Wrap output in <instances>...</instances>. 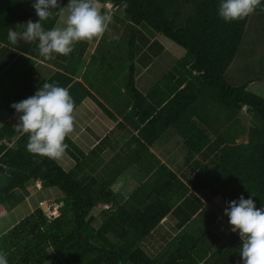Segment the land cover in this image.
Returning a JSON list of instances; mask_svg holds the SVG:
<instances>
[{"label":"trees","instance_id":"16d2710c","mask_svg":"<svg viewBox=\"0 0 264 264\" xmlns=\"http://www.w3.org/2000/svg\"><path fill=\"white\" fill-rule=\"evenodd\" d=\"M67 1L58 0L61 9L42 22L45 29L56 25ZM122 2L99 0L114 8L110 26L121 36L129 34L128 60L164 52L144 32L162 35L185 51L166 73L155 75L157 82L147 91L137 86L132 62L125 81L115 78L107 89L104 83L76 81L84 41L52 60L39 54L38 42L13 45L9 29L19 25L23 31L28 20H38L34 0H0V108L11 115L0 128V205L9 210L20 205L29 182L58 189L55 202L62 204L51 221L44 205L20 220L1 236L0 251L11 249L14 264H242L238 231L194 233L187 227L206 216L211 202L223 214L226 202L241 195L264 207V97L247 89L262 78L233 85L226 75L248 21L253 15L264 18V0L251 15L232 22L218 16L221 0H126L123 15ZM37 59L57 66L56 71L42 77L34 67ZM122 66L116 68L118 75ZM53 82L69 89L76 106L89 98L107 118H121L87 153L66 137V155L74 162L69 171L28 151V136L16 131L18 114L10 106ZM244 108L250 125L243 123ZM169 130L185 150L177 171L151 152ZM241 138L246 141L238 142ZM132 169L142 180L120 202L121 179ZM104 205L110 207L100 208ZM164 218L173 222L177 235L149 254L142 243Z\"/></svg>","mask_w":264,"mask_h":264},{"label":"clouds","instance_id":"9594fccd","mask_svg":"<svg viewBox=\"0 0 264 264\" xmlns=\"http://www.w3.org/2000/svg\"><path fill=\"white\" fill-rule=\"evenodd\" d=\"M260 6L261 0H221L218 16L225 22L241 20ZM32 7L38 20H28L23 31L9 29L8 39L13 45L21 40L38 42L39 54L45 60L55 59L54 54L69 55L77 42L102 38L113 23V16L102 11L99 0H68L65 25L51 29H45L42 22L53 17V10L61 9L58 0H34ZM127 8L126 0L118 6L122 15ZM10 106L18 114L16 131L28 136L30 153L51 160L67 154L65 139L76 124V105L68 88L56 82L44 83L34 95ZM226 204L224 215L241 240L242 264H264V207L257 208L251 196L245 199L243 195ZM7 255L0 251V264H8Z\"/></svg>","mask_w":264,"mask_h":264},{"label":"rangeland","instance_id":"374dc122","mask_svg":"<svg viewBox=\"0 0 264 264\" xmlns=\"http://www.w3.org/2000/svg\"><path fill=\"white\" fill-rule=\"evenodd\" d=\"M68 1L65 3L64 8L58 18L56 26H64L68 11L66 8ZM101 5V9L103 12L112 14L114 8L109 4ZM262 16V15H261ZM145 36L150 40L155 39L161 46L164 48V52L161 54H153L149 51L142 58H135L133 61L128 60L127 55H129V34L122 35L116 32L110 25L109 30L105 32L102 38H97L93 40L84 41L87 43V50L85 54V61L90 60L89 56L96 53V49L103 55H110L113 51L117 52L113 54L114 57H107L104 65H94V62L91 61L90 65L84 71L85 77L89 80L97 79L98 84H103L107 89V84L115 83L114 79L118 78V82H124L127 77V69L132 62L136 66V74L138 71L143 69L144 65L150 64V71L148 74L149 78H153L154 75H158L162 72L166 73L178 59H180L185 51L175 45L173 42L163 37L162 35L156 33L144 32ZM89 47V48H88ZM96 48V49H95ZM120 52V53H118ZM103 55L97 54L98 58L101 59ZM158 55V58H154L153 56ZM140 60V61H139ZM40 59L35 61L34 67L45 69L44 75H49L52 73L53 67L44 64H38ZM118 61V62H117ZM122 62V70H120L119 75L116 73V68H118V64ZM45 63V62H44ZM46 64V63H45ZM89 64V63H88ZM108 64V66H107ZM119 69V68H118ZM145 72V71H144ZM227 79L233 85H239L242 82H245L250 79H254L257 77H261L262 80L257 81L256 85L253 87H249V90L253 91L254 94L264 97V18H260L257 15H253L252 18L248 21L246 26L245 35L242 40V43L239 47L238 54L229 66L227 72ZM137 78V76L135 75ZM149 82V81H147ZM263 84V85H257ZM263 90V91H261ZM99 110V109H98ZM100 111V110H99ZM100 116L107 124V117L100 111ZM240 114L243 119L244 125H250L252 119H249L250 115L245 111V108L240 111ZM75 114L76 119H79V128L78 132L74 131L69 134V137L72 139L74 143L81 146V148L87 152L90 148L87 145L88 140H94V132L92 131L93 136L90 134L89 128L86 126H92V124L96 123L98 120L96 119L98 114H95L92 122L86 120L87 115L84 118L83 116ZM7 116V115H6ZM78 116V118H77ZM99 116V117H100ZM77 124V122H76ZM104 124V123H103ZM246 138H241L238 142H245ZM151 152L154 153L162 162H168L171 169L177 171V167L181 166L184 162V153L185 150L182 147V142L180 137L174 132L169 130L164 133L160 140L151 148ZM65 171H69L74 167V162L67 155H65L60 160H55ZM132 178L136 179V182L139 178V173L137 170H133ZM135 186H131V189ZM131 191V190H130ZM130 191L128 189H124L121 191L120 202H124L128 197ZM23 193L26 195L25 201H23L20 205L15 207L12 210L7 209L6 207H2L0 205V238L2 235H5L15 224H17L20 220L27 217L31 214L35 209L40 206H46L51 202H55L59 199L61 193L56 188L44 189L41 188L40 184H35L33 182H29L25 187ZM218 203L211 202L208 204V212L205 217L196 218L192 221L187 229L191 230L194 233H204L206 232H225L231 229V226L228 222V219L224 216L222 210L217 205ZM222 206V205H221ZM110 206H100V208H108ZM223 209V206H222ZM95 211V209L93 210ZM95 217H98L99 212L93 213ZM196 222V223H195ZM177 235L174 230L173 222L168 218V221L161 222L159 226L148 236L147 239L142 243L143 249L149 254H155L161 247H164L167 243L170 242L174 236ZM8 264L16 263L15 260L11 258L13 251H8L7 253ZM44 264H54L49 261Z\"/></svg>","mask_w":264,"mask_h":264},{"label":"crops","instance_id":"0c3cea01","mask_svg":"<svg viewBox=\"0 0 264 264\" xmlns=\"http://www.w3.org/2000/svg\"><path fill=\"white\" fill-rule=\"evenodd\" d=\"M107 6L109 5V4H106ZM112 7V6H111ZM60 17V16H59ZM58 21V20H57ZM57 23V22H56ZM57 25V24H56ZM55 25V26H56ZM13 30H17V31H21V27L19 26V25H17V26H14L13 27ZM88 46V45H87ZM89 48V47H88ZM96 49V48H95ZM86 50H87V48H86ZM86 50H85V53H84V58L86 57L85 56V54L87 53L86 52ZM97 54H99V56L100 55H103V54H101L97 49H96V53L95 54H91L90 56H89V58H91L90 60L88 59L87 61H85V59H83L82 58V62H83V65L82 66H80V68L76 71V73L74 74V79L76 80V81H80V82H82V78H83V80H85V81H87V82H89L90 80L89 79H87L86 77H85V74H84V71H85V69L87 68V66H89L90 65V63H91V61H93L94 62V65H96V66H98V65H104L105 64V62H106V56L105 55H103V57L101 58V59H99L98 57L99 56H97ZM154 58H158V57H156L155 55L153 56ZM137 58H140L139 56L137 57ZM35 61H37V60H35ZM140 61V60H139ZM89 63V64H88ZM38 64H40V65H43L44 64V66L45 65H47L48 63H44L43 61H38ZM50 64H48V66H49ZM36 66V65H35ZM51 67H53V69H52V73L54 72V71H56V67L57 66H55V65H50ZM150 64H147V65H144V67H143V69H141L140 71H138V73L136 74V76H137V78L135 77V79H136V84H137V86H139L140 88H142L143 89V91H147V89H149L152 85H154L156 82H157V78H156V76L154 75V77L151 79V78H149L148 77V74H149V71H150ZM36 70H37V72L42 76V77H44V78H47V77H49L51 74H49V75H44L43 73L45 72L44 70L45 69H40V68H38V67H36L35 68ZM145 71V72H144ZM98 80H99V78H98ZM97 79H93L91 82H94V84L95 85H97V81H98ZM147 81H149V82H147ZM256 82L257 81H255V82H252V83H250L248 86H247V89L249 90V87H251L252 85H253V87L256 85ZM257 85H263V84H257ZM252 88V87H251ZM105 89V88H104ZM249 91H251V90H249ZM261 91H263V90H261ZM253 92V91H252ZM95 94V93H94ZM99 93H96L95 95L97 96V98H99L102 102H104L105 104H107V101H105L104 99H101V97H100V95H98ZM104 94H106V93H103L102 92V95H104ZM109 109H111V107L109 106ZM112 110V109H111ZM75 114H79V115H81V116H83L84 118H86L85 116L87 115L88 117L86 118V120H88V121H91V123H94V122H92V120H93V117L95 116V114H98L99 116L101 115L100 114V111L98 110V107L96 106V104H94L89 98H85L81 103H80V105H78V106H76V108H75V112H74V115ZM78 115V116H79ZM78 116H77V118H78ZM99 116H97V122L96 123H94V124H92V126H86V128H89V131H90V134L93 136V130L94 131H99V132H94V137H95V139L94 140H88V142H87V145L89 146V150H91L97 143H98V141L100 140V139H102L105 135H107L114 127H115V125H116V123L118 122V121H120L121 120V118L118 116V115H116L115 114V117L117 118V120L115 121V120H111V119H109V118H107L108 119V123L106 124L105 122H104V120L101 118V116L99 117ZM10 119H11V115L10 116H6V114L2 111V109L0 108V128H1V126L4 124V123H6V122H8V121H10ZM78 120L79 119H76V122H77V124H75V128L74 129H76L75 130V132H78V128H79V122H78ZM104 123V124H103ZM69 137V136H68ZM70 138V137H69ZM71 139V138H70ZM72 140V139H71ZM76 144V143H75ZM77 145V144H76ZM83 152H85L82 148H81V146H79V145H77ZM88 150V151H89ZM87 151V152H88ZM87 152H85V153H87ZM162 162V161H161ZM162 163H165L166 165H168V162H162ZM72 169V168H71ZM70 169V170H71ZM133 170H135V169H132V170H130L126 175H124L123 177H122V179H121V183H120V188H119V192H118V194H117V196H118V199H120V195L122 194L121 193V191L123 190V192H124V189H128L129 191H130V193H129V195L136 189V187L140 184V182H141V180H142V176L139 174V178H138V181L136 182V179L135 178H132V172H133ZM133 183L135 184V186L131 189V186L133 185ZM35 184H39V183H35ZM121 201V200H120ZM104 206H106V205H104ZM109 206V205H108ZM166 221H168V218H164L161 222H166ZM159 226V225H158Z\"/></svg>","mask_w":264,"mask_h":264},{"label":"built area","instance_id":"2783aa9c","mask_svg":"<svg viewBox=\"0 0 264 264\" xmlns=\"http://www.w3.org/2000/svg\"><path fill=\"white\" fill-rule=\"evenodd\" d=\"M61 205V203L52 202L45 206L44 214L48 221H51L59 216V208Z\"/></svg>","mask_w":264,"mask_h":264}]
</instances>
